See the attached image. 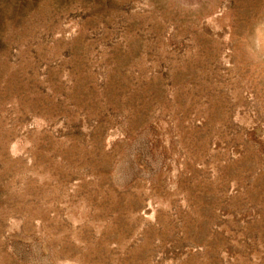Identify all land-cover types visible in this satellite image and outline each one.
<instances>
[{"label":"rangeland","instance_id":"1","mask_svg":"<svg viewBox=\"0 0 264 264\" xmlns=\"http://www.w3.org/2000/svg\"><path fill=\"white\" fill-rule=\"evenodd\" d=\"M0 264H264V0H0Z\"/></svg>","mask_w":264,"mask_h":264}]
</instances>
